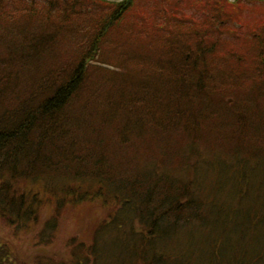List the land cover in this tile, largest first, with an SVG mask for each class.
I'll use <instances>...</instances> for the list:
<instances>
[{
  "label": "trees",
  "instance_id": "trees-1",
  "mask_svg": "<svg viewBox=\"0 0 264 264\" xmlns=\"http://www.w3.org/2000/svg\"><path fill=\"white\" fill-rule=\"evenodd\" d=\"M135 1L0 0V218L36 222L39 184L40 243L116 209L68 264H264V2Z\"/></svg>",
  "mask_w": 264,
  "mask_h": 264
},
{
  "label": "rangeland",
  "instance_id": "rangeland-1",
  "mask_svg": "<svg viewBox=\"0 0 264 264\" xmlns=\"http://www.w3.org/2000/svg\"><path fill=\"white\" fill-rule=\"evenodd\" d=\"M232 1L233 0H229V2ZM260 1L264 2V0ZM243 2L247 3L246 0H243ZM255 7L258 9V11H255L254 13H257L259 16V14L262 12L259 11L261 9L260 7L263 6L262 4H259V6L255 5ZM134 11L136 12L135 9ZM249 12L251 13V11ZM131 15L132 14L130 11L128 17ZM134 16L135 15H133V17ZM150 17H153V14H151ZM257 19L260 18L258 17ZM145 22H148V20L145 19L144 23ZM184 26H188V30H191L193 25L192 23L186 22ZM214 34L218 36V38H221L222 41L226 40L229 42V40H232V36L229 33L218 34L216 32ZM110 35L111 33H109V36ZM186 40L187 39L185 38L183 41ZM262 40H264V37ZM109 42L110 45H105L107 54H111L115 48V44L111 41V39H109ZM221 54H223V52ZM235 57L237 58L238 55ZM144 158L145 155H142L139 159L141 162H144ZM32 187H34L35 191H38L37 193L40 194L39 199L43 201L42 203L39 200L40 207L38 208L37 212H40L35 217L37 218L36 222L32 223L30 227L25 230L14 231V227L9 225L3 218H0V243L9 248L14 264H31L33 258L42 255L54 258L55 260H58L57 262H60V259H62L68 264L72 260L71 256L73 251L78 249L79 242L84 241L87 244L90 243L96 232L95 230L99 229L101 225L107 223L108 217L113 215L114 211L116 210L113 206L109 208H103L97 201L93 203L82 202L74 205H68L58 212L54 240L48 244L40 243L36 236L42 229L46 219L54 216L55 208L52 207L53 205L49 206V201L51 202V200L46 196L42 185L36 184L32 185ZM135 225L137 226L136 223ZM113 233L114 232H109L107 233V236L111 237L113 236Z\"/></svg>",
  "mask_w": 264,
  "mask_h": 264
}]
</instances>
